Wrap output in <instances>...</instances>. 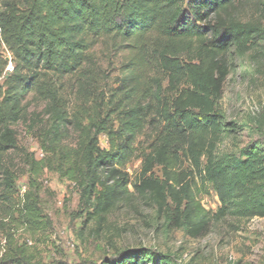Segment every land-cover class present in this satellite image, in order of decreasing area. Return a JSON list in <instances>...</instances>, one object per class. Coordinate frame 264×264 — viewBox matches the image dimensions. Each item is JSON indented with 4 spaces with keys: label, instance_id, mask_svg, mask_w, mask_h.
Instances as JSON below:
<instances>
[{
    "label": "trees",
    "instance_id": "16d2710c",
    "mask_svg": "<svg viewBox=\"0 0 264 264\" xmlns=\"http://www.w3.org/2000/svg\"><path fill=\"white\" fill-rule=\"evenodd\" d=\"M239 1L0 0V200L16 191L13 151L25 154L33 188L45 169L70 181L84 222L98 230L134 195L192 238L227 216L264 218V146L217 154L228 55L243 57L264 43L261 22L235 15ZM99 45L110 63L127 55L111 83ZM20 124L37 139L41 160L23 153ZM135 159L132 181L126 167ZM211 190L220 202L215 213L200 200ZM19 216L36 230L48 225L30 189ZM172 262L130 248L101 264ZM0 264L46 263L8 232L0 235Z\"/></svg>",
    "mask_w": 264,
    "mask_h": 264
},
{
    "label": "rangeland",
    "instance_id": "374dc122",
    "mask_svg": "<svg viewBox=\"0 0 264 264\" xmlns=\"http://www.w3.org/2000/svg\"><path fill=\"white\" fill-rule=\"evenodd\" d=\"M235 15L243 21H259L264 25V7L258 0H240ZM95 49L111 83L119 75L127 55L121 53L110 63L100 45ZM4 55L10 59L6 49ZM228 61L231 70L222 104L226 133L218 145V155L238 152L253 143L264 146V43L243 57L231 52ZM16 130L23 153L41 160L43 153L37 139L22 124ZM101 145L107 146L104 137ZM24 156L13 151L7 156L19 178L12 200H0V223H5L0 235L5 237L11 232L16 243L26 245L29 253L46 264H101L130 248L169 255L173 264H264L263 217L227 216L214 221L207 235L192 238L184 230L170 227L154 204L134 195L112 211L98 230L94 222H84L86 211L80 206L79 190L70 181L45 169L33 188ZM139 168L137 159L127 165L132 181ZM155 173L162 174L158 167ZM29 189L38 195L42 215L48 222L43 229L21 223L19 213ZM200 200L211 213L220 207L213 190L200 196Z\"/></svg>",
    "mask_w": 264,
    "mask_h": 264
}]
</instances>
